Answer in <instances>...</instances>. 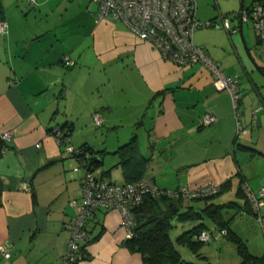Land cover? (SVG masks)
Masks as SVG:
<instances>
[{
    "label": "crops",
    "instance_id": "obj_1",
    "mask_svg": "<svg viewBox=\"0 0 264 264\" xmlns=\"http://www.w3.org/2000/svg\"><path fill=\"white\" fill-rule=\"evenodd\" d=\"M227 2L197 0L196 17L246 6ZM0 8V133H9L0 156V245L10 246L0 264H63L83 175L68 147L92 148L100 157L94 173L117 184L144 175L171 191L215 185L232 196L226 202L245 201L240 184L264 187V42L250 21L235 35L193 32L194 43L237 77L236 116L206 67L164 59L120 20L96 22L89 0H0ZM206 113L215 117L209 124ZM65 124L68 139L58 143L53 131ZM187 202L194 210L206 204ZM86 226L81 264H142L116 209H97Z\"/></svg>",
    "mask_w": 264,
    "mask_h": 264
},
{
    "label": "built area",
    "instance_id": "obj_2",
    "mask_svg": "<svg viewBox=\"0 0 264 264\" xmlns=\"http://www.w3.org/2000/svg\"><path fill=\"white\" fill-rule=\"evenodd\" d=\"M32 3L34 0H26ZM95 4V21L101 19L120 20L128 29L137 36L149 40L160 52L161 56L184 67L192 63H200L206 67L212 78L213 85L218 89H225L231 96L235 115L239 113V101L241 92L239 90L236 76L224 72L214 62L203 46L193 41V32L199 27L222 28L228 33L238 34L239 24L251 21L253 29L264 42V5L255 7L253 17H250L248 10L243 7L236 11L220 13L215 19L200 20L196 17V0H89ZM5 30V23L0 20V31ZM64 60L70 62L65 56ZM214 116L206 113L203 122L209 124L214 121ZM96 123L100 122V116L96 115ZM238 132H245L240 122ZM253 127L256 126L255 116L251 120ZM56 141L64 143L68 136L63 137L61 127L53 131ZM2 139H7L8 132L0 134ZM68 147L67 152L72 154L76 151ZM75 167L74 170H78ZM247 199L252 208L251 212L264 231V187L253 191L243 185ZM82 198L80 202L73 201L76 206L75 217L66 223L70 230L69 239L64 254L63 264H81L84 260L83 253L86 250L88 241V230L85 226L87 220L99 209H116L126 228V238L133 235L134 218L132 208L142 201L145 194L158 195L162 192L174 194L169 189L160 188L156 183L146 178H139L132 182L122 184L114 183L106 178L95 175L92 170L84 169L82 181ZM183 195L191 197H203L211 195L219 190L215 185H202L193 189L180 188ZM224 234L226 230H220ZM210 232L201 231L195 238L206 242L209 240ZM10 246L0 245V253L7 258L10 255Z\"/></svg>",
    "mask_w": 264,
    "mask_h": 264
},
{
    "label": "trees",
    "instance_id": "obj_3",
    "mask_svg": "<svg viewBox=\"0 0 264 264\" xmlns=\"http://www.w3.org/2000/svg\"><path fill=\"white\" fill-rule=\"evenodd\" d=\"M258 5H264V0H252L248 6H244L248 10L250 17L254 16V9ZM2 16L3 15L0 8V20L2 19ZM65 126L68 129L66 130L62 127L63 137L68 136L69 134V127L66 124ZM4 147H6V142L0 136V156ZM72 155L78 160V165L76 167L82 169L83 173L84 169L92 170L94 173V165L100 163V157L94 154L93 149L84 145L79 146L76 151L72 152ZM139 178H146L156 183L154 179L144 175H138L137 178L126 182H132ZM219 190L214 194L203 197H185V195L182 194L180 188L173 190V192H175L174 194H169L167 192H162L158 195H153L151 193L145 194L142 198V201L132 208L135 224L133 227L132 237L127 238L126 240L128 247L141 255L142 264H176L178 261H180V256L170 237V231L174 227V219L194 220L196 222L199 220L198 223L195 224L191 229L184 231L177 237V240L180 243L188 244L191 248L195 249L199 243H204L195 238V236L201 231H208L205 223L201 220V217L203 218L206 216L216 224H219V229L224 228L227 231L226 236H230V238L236 242L238 251L244 257L242 263L252 261L255 264H264V254H251L248 251L245 242L236 234L231 232L227 224L224 221L218 219L217 214H215L219 208L237 205L238 202L236 200L228 201L223 204H214V202L211 204V202H207L209 198L215 196ZM238 190L244 194V204L247 206V209L244 206L243 208L240 206V208L245 210L243 212L252 213V208L242 184L239 185ZM186 198L203 199L206 201V204L201 208V210H194L193 206H185V202L188 200ZM88 242L89 238L87 244ZM83 256L84 259L87 258L86 250L83 253Z\"/></svg>",
    "mask_w": 264,
    "mask_h": 264
},
{
    "label": "rangeland",
    "instance_id": "obj_4",
    "mask_svg": "<svg viewBox=\"0 0 264 264\" xmlns=\"http://www.w3.org/2000/svg\"><path fill=\"white\" fill-rule=\"evenodd\" d=\"M204 1L209 6L215 4V0ZM227 1L228 5L239 2V0ZM250 1L251 0H244L246 6L249 5ZM97 114L100 113H93L94 121L96 120ZM230 197L232 198V196L226 192L210 197L209 200L215 202H226V200H229ZM187 201V203L194 206L203 205L205 202L203 199H188ZM237 202V205L219 208L215 213L217 214V218L224 221L230 228L231 232L236 234L245 242L247 249L251 254H264V231H262L259 222L252 215V213H243L244 210L241 211L240 206L244 205V201L237 199ZM201 220L205 223L206 228L209 232H211V235L208 241L199 243L196 248L193 249L188 244L180 243L177 240V237L184 231L191 229L198 223L199 220L196 222L194 220L174 219V227L170 231V237L180 256V261L176 264H242L244 257L238 251L236 242L232 240L230 236H226V232V234H224L220 231L224 228L219 229V224H216L206 216L203 218L201 217Z\"/></svg>",
    "mask_w": 264,
    "mask_h": 264
},
{
    "label": "water",
    "instance_id": "obj_5",
    "mask_svg": "<svg viewBox=\"0 0 264 264\" xmlns=\"http://www.w3.org/2000/svg\"><path fill=\"white\" fill-rule=\"evenodd\" d=\"M244 6H242V3H240V8L239 9H241V8H243ZM241 23L239 24V30H241ZM242 264H255L254 262H252V261H249V262H244V263H242Z\"/></svg>",
    "mask_w": 264,
    "mask_h": 264
},
{
    "label": "clouds",
    "instance_id": "obj_6",
    "mask_svg": "<svg viewBox=\"0 0 264 264\" xmlns=\"http://www.w3.org/2000/svg\"><path fill=\"white\" fill-rule=\"evenodd\" d=\"M244 213V212H243Z\"/></svg>",
    "mask_w": 264,
    "mask_h": 264
}]
</instances>
